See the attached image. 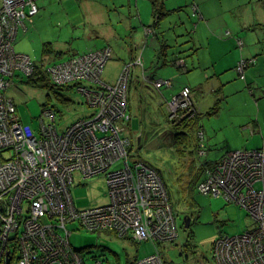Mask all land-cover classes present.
Wrapping results in <instances>:
<instances>
[{"label": "built area", "instance_id": "built-area-1", "mask_svg": "<svg viewBox=\"0 0 264 264\" xmlns=\"http://www.w3.org/2000/svg\"><path fill=\"white\" fill-rule=\"evenodd\" d=\"M37 12L38 0H1L0 264H87L68 241L70 222L135 241H172L177 235L176 214L166 184L148 163L128 160L130 141L122 121L128 119L130 64L112 83L102 79L111 56L107 46L37 64L14 48L16 36ZM253 61L242 58L237 72L242 76ZM39 70L54 85L75 86L93 113L63 131H58L51 108L42 110L37 131L22 123L6 90L16 72L29 79L39 77ZM153 84L170 86L171 80ZM165 105L171 120L190 113L189 89L183 88ZM75 172L81 178L104 173L109 202L77 208L70 193ZM197 188L203 195L238 204L252 218L245 231L214 240L216 264H264V147L228 151L211 164ZM132 264H163V260L156 250Z\"/></svg>", "mask_w": 264, "mask_h": 264}, {"label": "rangeland", "instance_id": "rangeland-1", "mask_svg": "<svg viewBox=\"0 0 264 264\" xmlns=\"http://www.w3.org/2000/svg\"><path fill=\"white\" fill-rule=\"evenodd\" d=\"M45 1L46 4L49 2L48 7L40 8V13L35 19L39 34L32 32L25 36L17 35L14 42L15 50L26 53L39 62L52 64L68 59L71 52L82 53L89 48H101L109 44L113 56L105 63L102 77L108 80L118 77L122 70L120 59L124 58L123 56L129 58L128 45L126 46L124 42L127 39L130 43L131 40L123 38L124 32H128L124 29L128 27L127 24L138 26V22L130 18L127 5L113 9L112 0ZM256 2L253 5L249 3L246 5L245 1L234 4L233 24L238 25L239 31L232 34L233 44H231L234 50L239 51L258 47V53L264 55L262 52L264 2L262 4L261 0L258 1L259 4ZM222 4L224 6V3ZM102 8L106 13L101 12ZM121 18H127L128 21ZM105 22L113 27L111 34L105 31ZM192 26L191 23L188 24L187 30L183 33L189 34L192 29L195 30L196 23H192ZM201 28L199 27L195 34L204 44L207 43V38ZM45 41L50 42L54 51L42 60L41 49ZM211 44L214 45L213 38ZM56 50H60V53ZM196 72L197 70L193 73ZM152 73L155 77L166 74L162 68L155 69ZM227 73L237 81L230 85L228 91L222 89L224 98L220 104L222 113L217 118L215 115L202 116V127L211 137L216 133L215 138L211 140L218 142L226 139L230 146L238 142L239 145L247 142L245 148H253L260 143V134L257 133L255 139H250L253 134L250 133V126L246 129L240 125L243 122L241 120L247 117V111L250 110L248 104L243 102L244 93L238 91L244 84L233 67ZM27 80L26 76L16 72L6 92L15 103L21 122L30 124L35 131L38 130L40 115L44 108L54 110L58 131H63L76 119L87 117L94 111L85 102L84 96L71 84L65 86H55L50 83L32 84ZM158 91L153 81L148 80H144L141 85L134 84L129 87L128 114L131 120L126 122L124 135L130 141L127 147L129 163L141 160L162 173L176 214L177 235L172 241H157L153 244L150 240L133 241L106 231H89L81 228L76 222L67 223V229L71 231L68 241L80 252L87 264L93 263L96 259L100 264H131L134 258H143L156 250L160 253L163 264H216L212 257L214 240L222 234L242 232L251 223L244 208L234 202L226 201L222 196L203 195L193 191V200L185 197L186 193L182 190L185 172L182 166H179L174 149V137L170 134L171 131L167 130L170 124L164 114L165 103L170 99V95L167 94L168 99L164 101L159 99ZM202 91L207 92V87L205 86ZM206 94L213 98L212 93ZM227 113L230 115L225 119L227 123L219 127V122ZM215 147L209 153V158H219L222 151L228 148L223 141ZM239 148L243 147L239 146ZM74 177L70 193L77 208L109 202L104 173L81 178L78 172H75ZM184 212L190 213L192 217L188 228L183 226Z\"/></svg>", "mask_w": 264, "mask_h": 264}, {"label": "crops", "instance_id": "crops-1", "mask_svg": "<svg viewBox=\"0 0 264 264\" xmlns=\"http://www.w3.org/2000/svg\"><path fill=\"white\" fill-rule=\"evenodd\" d=\"M157 1L163 12L159 19L153 15L150 0H112L111 3L113 9L123 8L127 5L130 18L138 22V26L127 24L128 27L124 29V31L128 32H124L123 38L131 40L130 43L127 42V39L124 42L126 46L128 45L127 53L129 58L127 59L126 56H123L124 58H121V61H119L121 68L126 64H130L131 66L128 89L134 84L141 85L144 80L153 81L154 83V81L158 79H170L171 85L169 87L159 89V99H164L165 101V99H168L167 94L171 97L179 93L182 87L188 86L191 90L190 99L194 112H198L201 116L215 115V118H217L223 111L220 107L224 99L222 89H227L228 91L230 85L237 81L236 78H233L227 72L232 67L237 71L235 68L237 65L236 63L242 58L255 57V63L244 68L243 77L237 74L244 84L238 91L244 93L243 102L244 104H248L250 108V110L247 111V117L241 120L243 122L240 123V125L246 129L250 126V133H253L252 136L249 137L250 139H255V135L257 133L260 134V143L253 148L264 147V55L258 53V47L252 49L246 48L244 51L240 49L242 51H239L238 49L234 50V46H232V34L235 31H239L238 25L233 24L234 4L245 1L246 5H248V3L253 5L256 0H224V2L222 0ZM258 1L256 4H259ZM46 2L45 0H38L39 10L37 14L32 17L31 22H26L25 31L21 30L18 36H25L27 33L31 34L32 32H37L35 19L40 13V8L46 9V7H48L49 2L47 4ZM262 2H264V0H261V4ZM222 3H224V6ZM236 5L240 6V4ZM101 12L103 14L104 12L106 13L104 8H102ZM104 19H106L105 16ZM121 19H126V22L128 21L127 18ZM190 23L191 27H193L192 23H196L195 30L192 29L189 34H184ZM105 24V31L111 34L113 32V27L107 22H105ZM146 26H151L152 31L146 32ZM199 27H202L201 29L207 38V43L203 44L197 39L195 33ZM37 33L39 34V31ZM212 38L214 40V45L211 44ZM177 40L182 41L178 42ZM104 46L110 48L111 56H113L111 46L109 44ZM51 51H54V48H52L50 42H43L41 49L42 60L45 59L44 57L48 56ZM56 51L60 53V50ZM262 52L264 54V50H262ZM77 53L80 52H71L70 56ZM179 57L183 58V65L179 64L177 62L178 60L176 61ZM33 60L39 65L45 64L38 60ZM160 68H162L166 74L164 76L155 77L152 72ZM196 70V74L193 73ZM148 71H151V73ZM102 78L108 83L117 80V77L111 80L104 77ZM205 86L208 89L207 92L213 94V98L206 94L207 92L203 93L202 90ZM225 102L224 100V103ZM214 106L218 107V111L215 114L208 113ZM129 107L128 104V108ZM229 116L230 115L227 113L225 118L219 122V127L227 123L225 119ZM130 120L131 118L128 114V119L122 121L123 133L125 132L126 122H130ZM200 126L202 133V137L200 136V143L207 146L206 148L213 147V145L216 146L223 141L228 147L222 151V154H224L226 151L233 150L234 148L238 149L239 146L245 148L248 145L247 142L241 145H239L238 142L236 145L230 146V143H227L226 139L216 142L215 140H211L215 138L216 133L211 137L207 134V131L203 129L201 122ZM215 159L217 158L214 157V160ZM127 238L133 240L130 237Z\"/></svg>", "mask_w": 264, "mask_h": 264}, {"label": "trees", "instance_id": "trees-1", "mask_svg": "<svg viewBox=\"0 0 264 264\" xmlns=\"http://www.w3.org/2000/svg\"><path fill=\"white\" fill-rule=\"evenodd\" d=\"M150 1L152 4L153 15L159 19L163 14L161 7L158 4L157 0H150ZM38 10H39V6H38ZM177 59H178V61L183 60L182 57H179ZM253 59H254V61L251 62L250 64L255 63V57H253ZM39 71H40V72H38L39 77H35V78L32 77V78H29L27 81L32 83V84H39V83L44 84V85H48L49 83L52 84L49 81V79L47 78L46 74L41 70H39ZM238 75L240 77H243V74L241 76L238 73ZM52 85H54V84H52ZM49 86H51V85H49ZM55 86H58V85H55ZM63 86H65V85H63ZM163 87H169V86L162 85V86L158 87V89H161ZM185 87H187L189 89V92L191 91L190 87H188V86H184L180 90H182ZM192 111L194 112V110H192ZM217 111H218V107L214 106V108H212L211 111H209L208 113L215 114ZM165 116L167 117L166 112H165ZM167 118H166V121L170 124L169 128L167 130H170L171 131L170 134L174 137L175 154L177 155L178 162L180 163L179 166L180 167L182 166V168L185 172V174L183 175V177H185V182H184V188H182V190H183V192L186 193L185 197L193 200V198H192L193 197L192 196L193 191H198L197 185L205 176V172L209 169L211 164L214 163L218 159L217 158L214 160V158H209V153L212 150H214L216 147H215V145H213V147L206 148L207 146H204L200 143V136L202 135V133L200 135V132H201L200 122L202 120L201 119L202 116L199 115L198 112H194V113L190 112L188 114H185L181 117H178V118H175L172 120L167 119ZM259 148H262V147H259ZM200 151H202L204 153L203 156L200 154ZM227 152L228 151H226L225 153H227ZM224 154H222L221 156H223ZM158 172L160 173V175L162 174L160 171H158ZM161 177H162V179L164 178L163 175H161ZM164 183H165V181H164ZM168 192H169V190H168ZM245 211H246V209H245ZM247 214L250 217L248 212H247ZM250 219H252V218L250 217ZM251 224H252V220H251V223L243 231H245L247 228H249V226H251ZM183 226H184V223H183ZM106 232L114 234L110 231H106ZM239 233H241V232H239ZM228 235H231V234H228ZM152 243L156 244L157 242H152ZM212 247H213V245H212ZM212 257H213V248H212ZM135 259L136 258H134V260ZM213 260H214V258H213ZM133 261H131V264ZM214 262H215V260H214Z\"/></svg>", "mask_w": 264, "mask_h": 264}, {"label": "water", "instance_id": "water-1", "mask_svg": "<svg viewBox=\"0 0 264 264\" xmlns=\"http://www.w3.org/2000/svg\"><path fill=\"white\" fill-rule=\"evenodd\" d=\"M178 59H176V61H177ZM178 63H179V61H177ZM181 62H183L184 63V60H182ZM180 64V63H179ZM183 223H184V228H188L189 227V225H190V219L189 218H185V217H183Z\"/></svg>", "mask_w": 264, "mask_h": 264}, {"label": "flooded vegetation", "instance_id": "flooded-vegetation-1", "mask_svg": "<svg viewBox=\"0 0 264 264\" xmlns=\"http://www.w3.org/2000/svg\"><path fill=\"white\" fill-rule=\"evenodd\" d=\"M183 217H185V218H189V219H190V222H191L192 217H191L190 213H185V212H184Z\"/></svg>", "mask_w": 264, "mask_h": 264}, {"label": "clouds", "instance_id": "clouds-1", "mask_svg": "<svg viewBox=\"0 0 264 264\" xmlns=\"http://www.w3.org/2000/svg\"><path fill=\"white\" fill-rule=\"evenodd\" d=\"M184 63L182 62L181 65H183Z\"/></svg>", "mask_w": 264, "mask_h": 264}, {"label": "bare ground", "instance_id": "bare-ground-1", "mask_svg": "<svg viewBox=\"0 0 264 264\" xmlns=\"http://www.w3.org/2000/svg\"><path fill=\"white\" fill-rule=\"evenodd\" d=\"M236 67V66H235ZM35 78V77H34Z\"/></svg>", "mask_w": 264, "mask_h": 264}]
</instances>
